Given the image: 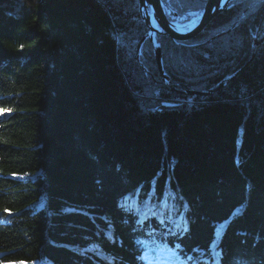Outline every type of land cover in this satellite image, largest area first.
<instances>
[{
	"label": "trees",
	"instance_id": "1",
	"mask_svg": "<svg viewBox=\"0 0 264 264\" xmlns=\"http://www.w3.org/2000/svg\"><path fill=\"white\" fill-rule=\"evenodd\" d=\"M260 1L232 0L217 39L137 51V0H0V264H145L136 228L159 207L193 218L167 229L178 263L264 264Z\"/></svg>",
	"mask_w": 264,
	"mask_h": 264
},
{
	"label": "rangeland",
	"instance_id": "2",
	"mask_svg": "<svg viewBox=\"0 0 264 264\" xmlns=\"http://www.w3.org/2000/svg\"><path fill=\"white\" fill-rule=\"evenodd\" d=\"M173 1H176V3H177V5L179 6H176V5H174V3L172 2V0H160V2H161V4H160V6H161V10L163 11V13H164V15L166 16V18L168 19V20H170V21H172V22H175V23H190L194 18H196L202 11H203V9L207 6V4L209 3V1L210 0H203L204 1V3H206L205 4V6L203 7V2H202V0H195V2L193 3V0H180L179 2H178V0H173ZM232 0H230L229 1V3L231 2ZM253 1H256L257 3L258 2H261L260 0H253ZM229 3H228V6H229ZM250 3V2H249ZM234 5H235V3H234ZM228 6H227V8H228ZM240 6H241V4H240ZM176 7H178V8H176ZM246 7H248V6H246ZM180 8H181V10H180ZM233 8V7H232ZM226 9H223V10H221V11H219V12H217L216 14H214V16L198 31V32H196V33H194L193 35H190V36H187V37H180V38H177L176 37V39H188V38H191V37H194L195 35H197L198 33H200V32H203V33H205L206 31H209V34H211L212 35V38H219V35L217 34L218 32H216V24H217V20H216V22H214L213 24H211L209 27H206L210 22H211V20L212 19H214L215 18V16L216 15H218V14H220L221 12H223V11H225ZM239 10H240V8H239ZM180 11V12H179ZM137 12H138V14H139V18H138V20H139V23H137V21H136V24H135V26H134V28L132 29L133 30V33H134V35H136L137 34V37L139 38V37H141V39L143 40L142 42L140 41V42H138L137 43V46H138V48H137V51H139L140 50V48H141V46H142V44L143 45H147V43H149V44H155V45H157L156 44V35H163V36H165V37H167V38H174L175 39V37H171V36H168V35H165V34H159V33H156V32H151L150 30H149V28H148V26L146 25V22H145V19H144V17H143V15H142V13H140V10H139V0H137ZM244 15H245V12H244ZM154 26V25H153ZM205 27H206V29H205ZM223 27V26H222ZM231 27H233V25L231 26ZM229 28L228 30H226L228 33L232 30V28ZM217 28H219V27H217ZM131 30V31H132ZM146 30V31H145ZM145 33V34H144ZM144 34V35H143ZM224 34V33H223ZM234 34V33H233ZM143 35V36H142ZM225 35V34H224ZM229 36H230V34H228ZM228 35L226 36V38H228ZM251 37H253L254 38V41H255V43H256V41L258 40V38L260 39H264V36L263 37H261V35H258V34H256L255 33V31L251 34ZM117 38V42H118V44L120 45V44H122V41H120L121 39H120V37L119 36H117L116 37ZM211 38V39H212ZM225 38V39H226ZM256 39V40H255ZM252 43V42H251ZM139 44V45H138ZM252 44H254V43H252ZM169 45H171L168 41H167V44L165 45V47L166 48H169L170 46ZM155 48H157L158 49V46L157 47H155ZM251 49V48H250ZM249 50V49H248ZM157 55L159 56V60H160V64H161V58H160V51L158 50L157 51ZM253 56V55H252ZM155 59H156V55H155ZM175 59H176V62H178V63H180V60L178 59V57L176 56L175 57ZM174 59V60H175ZM156 64H157V61H156ZM158 67V66H157ZM159 69V71H160V73L162 74L163 72H162V65H160V68H158ZM231 70L233 71L234 70V68H231ZM226 80H227V77L226 78H223V80H221L219 83H216L215 85H212L211 86V88H209V90H211V91H214L217 87L216 86H220V85H223L224 84V82L226 83ZM189 92H192V91H189ZM198 162V163H197ZM188 163H189V165L191 164H194V163H196V164H203L202 163V160L200 159V158H197L195 161H194V159L193 160H188ZM184 168V167H183ZM192 175H188V173H185V174H183V173H181V184H182V186L184 187V185H186L185 187H189V186H193V184H195L194 186H198V185H200L201 184V181H199L198 179H196L198 182L197 183H195V181L196 180H194V181H192L191 180V177ZM168 179L166 180V183L165 182H163L164 183V185H163V189L165 190V193H167L168 195L167 196H171V197H173L174 196V192H173V194L169 191V187L167 186L168 185V180H170V181H173V182H176V180H175V178L174 177H172V176H170V175H168V177H167ZM176 184V183H175ZM181 187L178 185H176V190L175 191H180L181 189H180ZM149 193H151V192H149ZM149 196H151V194H149ZM133 199H131V201H132ZM130 201V202H131ZM161 202V201H160ZM159 205H160V203H158ZM143 206V205H142ZM141 208V207H140ZM131 208H129V209H127V211L128 210H130ZM159 209H161L160 207L157 209H152V211L151 210H149V212L147 213L148 214V216H147V218L149 219L150 217H152V216H154L155 215V211L156 210H159ZM167 209V208H166ZM140 210V209H139ZM135 211H137V214L139 215L140 214V211L138 212V210H137V208L135 209ZM243 211V210H242ZM123 221V220H122ZM113 222L114 223H119L120 221L118 220H113ZM143 224H145V225H143ZM146 220H143V221H141V225H139L137 228H136V230L137 231H144L145 229L144 228H146ZM138 233V232H137ZM93 247H95V249L97 250V252L99 253V254H101V255H103V256H105V258H107L108 257V255L105 253V251L104 250H102L100 247H98L97 245H93ZM229 263L230 262H232V263H237L236 261H235V259H233V260H229L228 261ZM240 262H243L244 263V260L243 259H241L240 260Z\"/></svg>",
	"mask_w": 264,
	"mask_h": 264
},
{
	"label": "bare ground",
	"instance_id": "3",
	"mask_svg": "<svg viewBox=\"0 0 264 264\" xmlns=\"http://www.w3.org/2000/svg\"><path fill=\"white\" fill-rule=\"evenodd\" d=\"M150 17L151 22L154 24L153 21V17L151 15V13L148 10V14ZM162 205V204H160ZM180 205V204H179ZM185 208V205H181V211H183ZM178 212L176 210H166L165 212L158 211L157 213H155L153 220L155 222L156 225L159 226V231L156 228L157 226L154 225V222L151 224V222H148V214L145 213V215H143V217L141 218L142 220H146V228H144L145 230L142 231V233H137V235H141L146 241L144 242L145 245L150 246V248L148 250L142 249L141 251H139L136 255L138 256V259L140 256L143 255V257L145 259H147L145 261V264H186V259L188 260V264H199L200 262L198 261H194L190 258V256L186 257V258H180L178 257V261L179 263L173 258V250H180V252H183V248L184 246L182 245V243H174V244H165L166 241V235L167 234V230L168 227L170 226L171 221L173 220V224L176 225V221L175 220H183V225L179 226V228H176V230H171V233L173 234V231L175 232H179L180 234L182 233H186L187 231H189V227H191V225L193 224V218H184L183 216L180 215V217L177 216ZM183 214V213H182ZM139 220V219H138ZM190 223V224H188ZM187 225H189L187 227ZM222 225V221L218 222L217 224H215V226L213 228H220V226ZM186 227V228H185ZM189 229V230H188ZM155 230V231H154ZM224 232V231H222ZM145 235V236H144ZM155 236L160 237L161 239V243L158 242L159 240H157L158 238H156ZM178 237H176L177 239ZM212 240H216V237L214 234H212V237L210 239V241ZM209 241V242H210ZM219 243V240L217 241V244ZM212 247H217V245L212 242ZM177 256V255H176ZM212 258L213 256H208L207 255H202V257H200L201 259V264H208V263H212ZM143 259V258H142ZM249 264L247 260H245L244 264ZM142 264H144V262H142Z\"/></svg>",
	"mask_w": 264,
	"mask_h": 264
},
{
	"label": "water",
	"instance_id": "4",
	"mask_svg": "<svg viewBox=\"0 0 264 264\" xmlns=\"http://www.w3.org/2000/svg\"><path fill=\"white\" fill-rule=\"evenodd\" d=\"M230 0H210L203 11L190 23H175L166 18L161 10L160 0H139V10L151 32L165 34L171 37H187L198 32L217 12L227 9ZM148 10L154 24L147 15ZM154 25V26H153ZM157 66L160 68L159 56L156 54Z\"/></svg>",
	"mask_w": 264,
	"mask_h": 264
},
{
	"label": "snow or ice",
	"instance_id": "5",
	"mask_svg": "<svg viewBox=\"0 0 264 264\" xmlns=\"http://www.w3.org/2000/svg\"><path fill=\"white\" fill-rule=\"evenodd\" d=\"M178 2H179V0H178Z\"/></svg>",
	"mask_w": 264,
	"mask_h": 264
}]
</instances>
